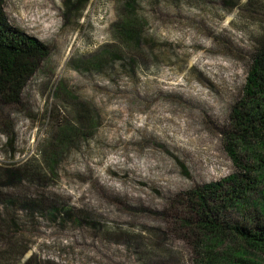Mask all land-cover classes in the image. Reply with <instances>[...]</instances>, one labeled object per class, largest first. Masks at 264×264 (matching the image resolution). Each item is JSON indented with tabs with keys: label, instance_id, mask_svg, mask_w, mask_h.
<instances>
[{
	"label": "rangeland",
	"instance_id": "rangeland-1",
	"mask_svg": "<svg viewBox=\"0 0 264 264\" xmlns=\"http://www.w3.org/2000/svg\"><path fill=\"white\" fill-rule=\"evenodd\" d=\"M77 1L5 0L10 24L49 56L19 104L0 102V170L45 175L0 187L41 202L8 209L0 264H264V250L189 224L184 195L235 172L222 130L264 38V0H136L130 15L125 0ZM126 20L137 44L120 38ZM248 195L261 207L264 185Z\"/></svg>",
	"mask_w": 264,
	"mask_h": 264
},
{
	"label": "trees",
	"instance_id": "trees-1",
	"mask_svg": "<svg viewBox=\"0 0 264 264\" xmlns=\"http://www.w3.org/2000/svg\"><path fill=\"white\" fill-rule=\"evenodd\" d=\"M135 1L125 0L123 8L128 15L130 9L134 11ZM82 2L83 0H78L76 4ZM4 5L5 0H0V102L13 106L20 103L28 82L49 56V48L35 37L13 27L6 16ZM127 21L120 26V38L129 41L130 45L137 44L140 33L137 29L131 30ZM255 43L249 56L245 82L238 99L230 108L228 122L222 130L223 148L232 161L235 172L220 182L197 186L184 195L195 206V212H192L194 216L188 220L189 224H196L194 226L207 233L230 235L254 249L264 250V200L261 207L255 203L250 205L247 200L249 193L264 185V158L256 154L257 149H264V38ZM79 117L88 118L84 114ZM57 157L58 154L53 151L46 158L50 171L54 169ZM44 177L41 168L30 164L21 169L0 170V187L11 186L25 191V182L42 184ZM40 203V197L32 198L0 190V206L5 211L0 214V241L7 239L15 224L8 209L22 205L41 208ZM246 206L253 207L256 214L252 218H246L243 222L226 220L229 210L240 214ZM248 221H253L254 224H249ZM196 264L259 263L243 258L226 263L205 258Z\"/></svg>",
	"mask_w": 264,
	"mask_h": 264
}]
</instances>
